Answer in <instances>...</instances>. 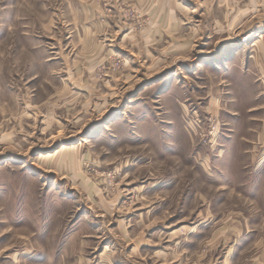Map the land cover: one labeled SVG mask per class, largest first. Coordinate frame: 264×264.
<instances>
[{"label": "rangeland", "instance_id": "rangeland-1", "mask_svg": "<svg viewBox=\"0 0 264 264\" xmlns=\"http://www.w3.org/2000/svg\"><path fill=\"white\" fill-rule=\"evenodd\" d=\"M245 238L264 0H0V264H255Z\"/></svg>", "mask_w": 264, "mask_h": 264}, {"label": "crops", "instance_id": "crops-1", "mask_svg": "<svg viewBox=\"0 0 264 264\" xmlns=\"http://www.w3.org/2000/svg\"><path fill=\"white\" fill-rule=\"evenodd\" d=\"M238 246L242 247L243 248V251H244V254H247L248 253H251L252 254V251L254 249H259V256L256 257V263L255 264H264V240L261 239L259 241H256V242H252V241H249L247 240V238H245L244 242L243 243H240ZM237 245H233L231 248H229V253H228V257L227 259H224V260H228V264H229V260H230V264L233 263L236 264L237 261H239L235 254L236 253V249ZM227 263V262H226Z\"/></svg>", "mask_w": 264, "mask_h": 264}, {"label": "bare ground", "instance_id": "bare-ground-1", "mask_svg": "<svg viewBox=\"0 0 264 264\" xmlns=\"http://www.w3.org/2000/svg\"><path fill=\"white\" fill-rule=\"evenodd\" d=\"M62 151V150H61Z\"/></svg>", "mask_w": 264, "mask_h": 264}]
</instances>
